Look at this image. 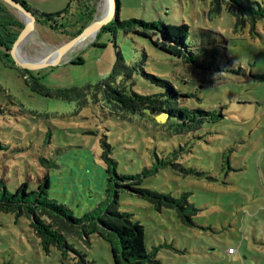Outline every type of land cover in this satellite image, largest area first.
I'll return each mask as SVG.
<instances>
[{
	"label": "rangeland",
	"instance_id": "obj_1",
	"mask_svg": "<svg viewBox=\"0 0 264 264\" xmlns=\"http://www.w3.org/2000/svg\"><path fill=\"white\" fill-rule=\"evenodd\" d=\"M21 1L36 13H55L68 6L72 10L76 5V0ZM118 1L119 19L185 23L186 41L194 45L198 55L194 59L200 65L166 54L131 30L97 31L68 51L60 63L26 69L28 78H35L45 89L89 85L84 95L66 98L31 90L20 66L3 56L5 48L0 44V179L14 192L22 182L28 189L36 188L47 174L48 196L66 204L75 216L105 204L116 191L117 208L142 223L145 246L156 247L154 264H264L262 21L251 29L248 22L237 23L225 6L212 14L210 0ZM251 1L264 6V0ZM9 8L22 22V14ZM32 31L37 46L20 44L18 49L31 60L41 56V52L36 55L37 47L46 54L67 39L40 19ZM200 39L214 42L207 54L199 48ZM117 51L126 64L142 65L168 79L180 94L176 101L172 99L176 106L211 114L199 127L177 133L172 117L160 122L148 115L110 112V104L95 86L108 76ZM120 80L118 76L116 81ZM130 88L141 93L164 90L139 70L126 80L127 92ZM216 115L219 119L213 121L211 116ZM101 138L110 145L118 174H139L136 185L173 196L185 192L197 207L193 223H183L172 207L157 210L150 201L118 186L119 180L108 179ZM173 149L178 150L174 159ZM155 156L175 160L190 171L166 164L141 174ZM64 237L85 263L71 250L45 243L27 214L0 209V262L115 264L110 244L98 234L90 233L86 240L73 232ZM228 246L233 253L226 252Z\"/></svg>",
	"mask_w": 264,
	"mask_h": 264
},
{
	"label": "trees",
	"instance_id": "obj_2",
	"mask_svg": "<svg viewBox=\"0 0 264 264\" xmlns=\"http://www.w3.org/2000/svg\"><path fill=\"white\" fill-rule=\"evenodd\" d=\"M19 1L26 8H29L24 1ZM96 1L76 0V5L72 10L68 6L55 13H36L29 9L34 13L35 21L40 19L54 32L62 34L63 38H69L79 32L92 17ZM116 1L119 4V1ZM256 4L257 6H254L251 0H210L209 10L212 14H218L222 7L225 6L235 15L237 23L248 22L250 28L253 29L256 21L261 20L264 28V6L257 2ZM9 6L0 0V25L3 28L0 29V44L5 48L3 56L7 57L12 64H15L10 58L8 49L22 27V22L14 16ZM59 19L61 20L59 21ZM117 27L124 31L131 30L140 36L148 38L157 49L166 54L182 58L184 61H195L198 66L201 63L194 59V56H198L193 51L194 45H188L186 41L187 25L183 22L178 24H158L154 21H146L140 18L119 19L118 15H116L113 21L102 26L99 31H115ZM208 39H200L199 42V48L203 49L205 54L208 53V47L213 48L212 46L214 45V42ZM23 55L27 58L26 54ZM76 63H79V61ZM18 68L22 72L23 79L29 84L30 89L44 95L51 96L54 94L66 98L77 97L84 95L85 89L89 87L88 85L85 87L57 88L55 90L45 89L39 85L35 78H28L25 68ZM134 70H139L143 77L164 90L153 93H141L130 88L129 92H127L126 80L132 78ZM118 76L122 80L117 82L116 78ZM95 88L101 89L104 100L110 104V112L138 113L140 115H148L154 119L153 114L157 111L158 113L163 112L164 118H166L165 121L170 117L176 120L174 130L177 133L199 127L204 116L211 114L208 110L201 108L195 110L176 106L172 101H176L180 94L168 79L147 72L142 65L126 64L119 51L116 52V57L108 76L97 84ZM219 115L222 116L221 114ZM219 115L211 116V119L216 121L219 119ZM100 141L102 144L101 157L105 163L108 179L115 178L119 180L121 183L116 182L118 186H122L150 201L157 210L163 207H172L183 223H193L192 217L197 211V207L187 200L185 192H182L179 196H173L170 193L136 185L140 182V175L118 174L114 167L116 161L109 155V143L104 138H101ZM182 149L183 147L179 146V150ZM177 152V149L171 151L172 159H174ZM166 164L172 167H179L185 172L190 171V169L180 166L175 160L155 156L152 164L144 167L141 174H151ZM48 183V176L44 174L36 188L28 189L27 184L22 182L16 187L14 192H10L0 179V209L5 211L16 210L17 213L27 214L30 217V224L34 231L41 236L45 243H52L57 247L71 250L79 255L82 263H85L83 255L66 241L65 233L73 232L85 240L90 233L98 234L110 244L112 260L115 264H154L157 262L154 256L156 247L149 250L144 244L143 224L137 219H132L130 213L117 208L116 191L114 192V198L107 199L105 204L101 205L100 202L90 211L84 212L80 216H75L66 204L48 196ZM83 236L86 237L84 238ZM0 264L7 263L0 262Z\"/></svg>",
	"mask_w": 264,
	"mask_h": 264
},
{
	"label": "water",
	"instance_id": "obj_3",
	"mask_svg": "<svg viewBox=\"0 0 264 264\" xmlns=\"http://www.w3.org/2000/svg\"><path fill=\"white\" fill-rule=\"evenodd\" d=\"M11 7L16 10V12H22L26 16V20H22V27L20 28L19 32L17 33L16 37L12 41L8 53L11 57V59L14 61L15 64L19 65L22 68L25 69H33L38 68L44 65H50V64H57L60 63L62 60V56L67 52V50L72 47L76 42H78L82 37L85 35L91 33V32H97L102 26L107 25L110 21H113L118 14V3L116 0H108V10L106 14L101 19H93L92 17L89 19V21L84 25V27L77 32L76 34L72 35L71 37L61 41L58 45H55V57L54 59L50 61H36V62H30V61H22L20 60L15 53V47L16 45L23 39V37L30 31L32 27L35 25V15L34 13L29 9L26 8L20 1L18 0H2ZM146 111H148L146 109ZM164 113L160 112L158 114H155L154 117L156 121H163L164 120Z\"/></svg>",
	"mask_w": 264,
	"mask_h": 264
},
{
	"label": "bare ground",
	"instance_id": "obj_4",
	"mask_svg": "<svg viewBox=\"0 0 264 264\" xmlns=\"http://www.w3.org/2000/svg\"><path fill=\"white\" fill-rule=\"evenodd\" d=\"M107 10H108V0H99V2H98V7H97V13H96V15H95V17H94V20L96 19H101L105 14H106V12H107ZM19 12V11H18ZM20 14H22L21 16H22V18H23V20H26V16L22 13V12H19ZM34 29V27H32L31 29H30V31L23 37V39L16 45V47H15V53H16V56L20 59V60H22V61H30V62H36V61H50V60H52V59H54V57H55V49L54 50H47V52H46V54H43L44 53V51H45V49H42L41 47H37V53H36V55H38V53H40V55L41 56H37V59L38 60H31V59H34V58H32V56H30V55H27V58L20 52V50H18L19 49V46H20V44L22 43L23 45L25 44V47L26 48H35L36 46H37V44L39 43V40L37 39V37L35 36V34H34V32L32 31ZM96 33V31L95 32H91V33H89V34H87V35H85L84 37H82L78 42H76L72 47H70L68 50H67V52L69 51H71V50H73V49H75L77 46H80L81 45V43H82V41H84L86 38H88L90 35H92V34H95ZM93 36V35H92ZM33 41H34V43H33ZM89 42V41H88ZM87 43V42H86ZM34 46V47H33ZM66 52V53H67ZM65 53V54H66ZM64 54V55H65ZM63 55V56H64ZM63 56H62V58H63ZM67 57V56H66ZM61 58V59H62Z\"/></svg>",
	"mask_w": 264,
	"mask_h": 264
},
{
	"label": "built area",
	"instance_id": "obj_5",
	"mask_svg": "<svg viewBox=\"0 0 264 264\" xmlns=\"http://www.w3.org/2000/svg\"><path fill=\"white\" fill-rule=\"evenodd\" d=\"M226 251H227L228 253H232V252H234V248H233L232 246H228V247L226 248Z\"/></svg>",
	"mask_w": 264,
	"mask_h": 264
},
{
	"label": "crops",
	"instance_id": "obj_6",
	"mask_svg": "<svg viewBox=\"0 0 264 264\" xmlns=\"http://www.w3.org/2000/svg\"><path fill=\"white\" fill-rule=\"evenodd\" d=\"M233 253V252H232Z\"/></svg>",
	"mask_w": 264,
	"mask_h": 264
}]
</instances>
